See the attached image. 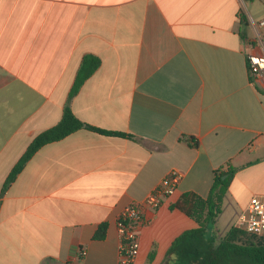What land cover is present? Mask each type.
Returning <instances> with one entry per match:
<instances>
[{"label":"crops","instance_id":"1","mask_svg":"<svg viewBox=\"0 0 264 264\" xmlns=\"http://www.w3.org/2000/svg\"><path fill=\"white\" fill-rule=\"evenodd\" d=\"M242 9L264 18V0H0V264H118L120 213L172 170L182 179L145 211L135 264H165L199 226L172 205L208 197L217 170L235 169L222 203L236 215L264 194V93L250 81L256 28ZM89 53L101 65L70 96ZM66 107L126 136L74 131L5 187Z\"/></svg>","mask_w":264,"mask_h":264},{"label":"trees","instance_id":"2","mask_svg":"<svg viewBox=\"0 0 264 264\" xmlns=\"http://www.w3.org/2000/svg\"><path fill=\"white\" fill-rule=\"evenodd\" d=\"M243 21H246L245 18ZM100 65L101 59L95 54L89 53L83 57L70 96L79 91L84 82L96 72ZM82 128L126 136L122 132L106 131L83 122L69 107H66L61 121L39 133L30 143L7 178L5 187L17 177L42 146L60 140ZM234 174V168H230L227 172L217 170L208 197L205 198L195 192H185L172 205L173 208H178L194 218L199 226L184 231L174 239L168 250L165 264H264V237L262 236L232 226L220 239L206 237L209 226L215 223L218 215L222 212L221 205ZM105 229L106 226L103 225L96 237L103 238ZM241 234L249 235L255 240L241 242Z\"/></svg>","mask_w":264,"mask_h":264},{"label":"built area","instance_id":"3","mask_svg":"<svg viewBox=\"0 0 264 264\" xmlns=\"http://www.w3.org/2000/svg\"><path fill=\"white\" fill-rule=\"evenodd\" d=\"M240 17L251 21L255 34L248 38L251 50L246 52V62L250 81L264 93V18L254 21L242 9ZM182 179L176 170L169 172L147 197L127 205L117 219L119 232L118 264H135L140 252V228L147 223L144 213L147 209H157L167 196L174 194ZM233 226L257 236L264 237V194H254L248 204L236 215Z\"/></svg>","mask_w":264,"mask_h":264},{"label":"rangeland","instance_id":"4","mask_svg":"<svg viewBox=\"0 0 264 264\" xmlns=\"http://www.w3.org/2000/svg\"><path fill=\"white\" fill-rule=\"evenodd\" d=\"M221 208L222 212L218 215L215 223L211 224L207 230V238L218 237L220 239L221 237H224L228 230L233 226V221L236 216L235 208L229 205L227 201L222 203ZM251 239L255 240V238L249 235L241 234V242H248Z\"/></svg>","mask_w":264,"mask_h":264}]
</instances>
